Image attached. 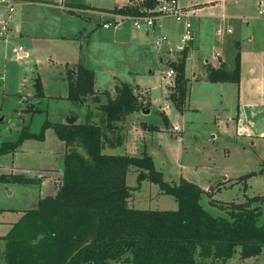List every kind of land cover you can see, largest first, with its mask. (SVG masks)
Instances as JSON below:
<instances>
[{"label":"rangeland","instance_id":"1","mask_svg":"<svg viewBox=\"0 0 264 264\" xmlns=\"http://www.w3.org/2000/svg\"><path fill=\"white\" fill-rule=\"evenodd\" d=\"M19 1L31 2L21 4ZM19 1L15 2L10 24L21 35L11 38L6 47L1 48L4 50H0V144L16 140L24 126L32 135L24 138L15 151L0 154V172L22 171L30 176L32 169H55L57 163L61 164L64 143L51 124L66 122L72 117L69 113L78 117L74 122L83 123L88 111L91 118L99 122L104 117L99 106L106 103L107 95L114 94V88L108 87L122 81L134 85L130 84L143 109L133 112H139L138 117L126 120L123 141L110 148L114 154L148 153L165 181L178 184L185 180L205 192L200 204L213 217L228 218L231 205L264 196V172H261L264 115L235 116L241 102L248 104L247 97H252L248 93L252 82L247 78L246 67L241 72L240 63L238 83L210 82L194 75H202L201 60L212 57L215 52L224 55L229 66L233 64L230 60L233 48L219 45L212 30L205 29L201 41L196 38L190 57L185 58L186 97L182 109H177L169 96L174 79L170 81L165 74L171 60L176 61L181 56L180 52L172 53L170 60L167 59V53L152 49L150 38L146 40L145 34L134 29L129 21L120 27L102 29L87 23L82 13L73 15L63 9L77 3L109 8L124 0H48L59 3L58 8L40 0ZM190 2L197 0H178L182 6ZM19 46L27 53L21 60L11 53L12 47ZM67 63H81L93 71L94 88L98 89L95 96L99 102L95 103L93 96L86 97L87 109L90 107L87 111L83 102L75 103L66 97V71L76 68V65L65 67ZM37 78L42 89L40 95L34 87ZM163 104L167 106L164 108ZM259 120L262 122L257 123ZM122 121H116L117 126ZM175 126L178 132L171 133ZM108 131L107 128L106 134ZM77 150L84 154L78 143ZM61 177L56 178L58 183ZM40 183V187L0 185V238L6 237L11 224L23 217L22 211L30 208L35 195L44 199L47 189L43 180ZM126 185L138 186L134 174H127ZM139 190L138 207L177 209L172 197L158 194L157 185L143 181ZM263 218L264 213L258 218V225ZM237 254L238 251L230 264H264V251L257 261L239 262ZM3 255L4 242L0 243V264H5Z\"/></svg>","mask_w":264,"mask_h":264},{"label":"trees","instance_id":"2","mask_svg":"<svg viewBox=\"0 0 264 264\" xmlns=\"http://www.w3.org/2000/svg\"><path fill=\"white\" fill-rule=\"evenodd\" d=\"M155 3L144 0L143 5L151 8ZM104 11L138 14L129 4ZM180 54L169 64L176 71L169 96L177 109H182L186 97L187 49ZM204 71L207 81L238 83L239 52L231 70L221 63L217 68L205 64ZM65 78L67 99L82 103L93 96L92 100L99 102L92 70L80 63L74 70L67 69ZM34 87L42 94L38 78ZM114 92L113 98L107 95L106 103L99 106L104 115L99 122H93L88 111L83 123L51 124L67 147L59 165L61 181L54 197L39 200L3 238L5 264H225L237 251L240 260L258 257L264 251V218L257 224L264 213V196L231 205L228 218L213 217L200 204L205 192L185 180L178 184L165 181L148 153L129 156L102 152L109 140L106 129L113 132L114 122L143 109L129 83L116 84ZM31 135L24 126L16 140L0 144V154L15 151ZM77 143L84 154L77 150ZM130 169L138 172L137 187L126 185ZM40 181L24 175H0L2 184L38 185ZM143 181L172 197L177 209L132 206V192Z\"/></svg>","mask_w":264,"mask_h":264},{"label":"crops","instance_id":"3","mask_svg":"<svg viewBox=\"0 0 264 264\" xmlns=\"http://www.w3.org/2000/svg\"><path fill=\"white\" fill-rule=\"evenodd\" d=\"M18 1L19 0H15V2H18ZM40 1L53 4L56 8H58L57 6L60 5L59 3H53L48 0H40ZM130 1L131 0H124V2L116 3L112 7H109V8L101 7L100 5L96 6L92 3H89V4L77 3V4H70L69 6H67L68 8L63 7V9L73 15L76 13L80 15L79 13H82L84 20L87 23L91 25L92 24L98 25L101 27V22L105 18L111 16V14H116V13L106 12L104 10H110L114 7L120 8V7L126 6L130 3ZM28 2H31V1H23V2L19 1V3L21 4H27ZM182 7L190 8L194 12L191 17V23L193 27V33H194V40L187 48V57H190L191 55L190 49L196 46L195 44L196 38L198 39V41L202 40V36L205 33V29L212 30V32L218 37L219 45H224V46H227L228 49L233 48L234 50L233 53L231 52L232 58L230 59L231 61H233L232 66H229L228 61H227L228 59H226L224 55L219 54L218 52H215L214 55H212V57L208 59L206 57H203V59L201 60V64H200L202 75H199L200 73L194 74L195 78L199 77L201 79H205V71H203L205 64H208L214 68H217L221 63H223L227 70H231L234 66L235 54L239 52L241 72H243L246 67V73H248L247 78L250 82H252V86L248 90V93L252 95V97L251 96L247 97L246 102L248 104H243L245 101L241 102L240 109L237 107L238 110L235 111V116L244 118V117H248L251 115L253 116L264 115V0H197L196 3L190 2L189 5H185ZM163 24L164 26H163L162 32L166 33L169 36L170 40H169V43L162 48V52L166 53V50L173 49V52H171L170 54L167 53V55L169 54L168 56H170L172 53H175V52L178 54L179 51H176V49L174 48L176 46V42L178 41V34L180 33L182 26L176 22H173L170 19H165L163 21ZM120 26H117V27H120ZM12 29L15 34L13 37L14 38L20 37L21 34L18 31H16L14 28ZM102 29H109V28H102ZM235 30H237L236 33H234ZM138 31H142L145 34L146 40L150 38V45L152 46L153 35L150 34L147 30H138ZM4 45L6 44H3V46ZM1 48L0 50H4ZM152 49H154L153 46H152ZM159 60H160V57H159ZM75 65L76 64L69 65L67 63L65 64V67L66 66L75 67ZM120 82H117V83H120ZM117 83L116 82L113 83V85H110L108 89L112 88L113 90L114 85H116ZM131 85L134 86L133 84ZM94 91L96 92L98 91V89L94 88ZM110 94L109 96L113 98L115 95V92L114 94L112 93ZM255 99H257V101H254ZM85 100L83 101L82 105L86 107L85 109L87 111L88 109H90V107L87 109V103L89 105V101L87 100L85 102ZM166 106H167L166 104H163L164 108ZM147 112H148V109L146 111H143V114ZM138 114L139 112H136L135 114L133 113V114L126 115L122 119L123 121L121 120L123 123L120 122L121 124H118V126L116 124L117 122L114 123L115 128L113 129V134H111L112 130L108 131L106 134L109 140L104 143L105 145L102 148L103 153L113 154V155H129L127 153L114 154L110 150V148L116 147L117 145L121 144V141H123V138H124L123 132H125V129H126L124 127L126 124L125 123L126 120L132 118V116H135V115H137L138 117ZM68 116L76 117V115L73 113H69ZM77 118L78 117H76V119ZM92 121L96 123L98 122L97 120H95V117L92 118ZM261 122L262 120L257 121V123H261ZM136 126L137 124H135V127ZM142 129L146 132V130L144 129V126H142ZM170 132L171 133L178 132V129L177 130L173 129V131H170ZM66 150H67V147L64 144L63 153H65ZM129 156H134V155H129ZM31 172L32 174L30 176H28L25 172H22V171H11L9 173L0 172V175H24L29 178L40 179L41 182L43 180V185L46 186V189H47V191L44 193V198L54 197L57 193L58 185H59L58 181H56V178L58 180L59 177H61L59 163H57V165L55 166V169L53 170H50V169H43V170L34 169L33 170L32 169ZM129 173H132L135 176H137L138 174V172L135 169L134 170L130 169L127 174ZM0 185L8 187L7 185L9 184H0ZM13 185H16V184H13ZM32 186L40 187V185H32ZM138 194H140L139 189L137 190V193L132 192L130 199L132 201V206L138 209H142L140 206L139 207L137 206L138 204L141 203V200H138L139 198ZM158 194L160 195L162 193L159 191ZM203 196L204 195H202V197ZM42 199L43 198L39 197V195H35L32 198L33 204L30 206V208L28 210H23L22 212L25 213L26 211L35 209L37 202ZM142 210H146V209H142ZM160 211H166V210H160ZM14 224L15 223L11 224V227ZM3 242H4L3 238H0V243H3ZM259 256L256 258L240 260L239 254H237V258L239 262H245V261H250V260L257 261ZM230 260H228L225 264H230Z\"/></svg>","mask_w":264,"mask_h":264},{"label":"built area","instance_id":"4","mask_svg":"<svg viewBox=\"0 0 264 264\" xmlns=\"http://www.w3.org/2000/svg\"><path fill=\"white\" fill-rule=\"evenodd\" d=\"M130 3L131 7L137 9L138 14H111V16L101 22V27H117L125 21H129L134 29L147 30L152 34V46L156 51L161 52L162 48L170 40L169 36L162 32L164 26L163 21L165 19H172L182 26L175 46L176 51L182 52V50L187 49L193 42L194 33L191 17L194 12L190 8L180 6L178 0H156L155 5L151 8L144 7V0H131ZM14 6L15 0H0V48L3 44H8L10 39L15 35L10 24L14 14ZM171 52H173V49L166 50V53L170 54ZM11 53L18 60L25 58L27 55L20 46L12 47ZM168 55L167 59H169ZM173 61L175 62V60H171V62ZM175 74V70L169 67L165 75L171 81V79L175 78ZM173 129L177 130L178 128L175 126Z\"/></svg>","mask_w":264,"mask_h":264},{"label":"water","instance_id":"5","mask_svg":"<svg viewBox=\"0 0 264 264\" xmlns=\"http://www.w3.org/2000/svg\"><path fill=\"white\" fill-rule=\"evenodd\" d=\"M75 119H76V117H70V118H68L67 120H66V123H68V124H71V123H74V121H75Z\"/></svg>","mask_w":264,"mask_h":264}]
</instances>
